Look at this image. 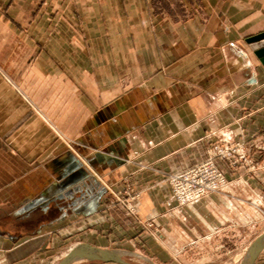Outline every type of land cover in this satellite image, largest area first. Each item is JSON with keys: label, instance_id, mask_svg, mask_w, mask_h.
I'll use <instances>...</instances> for the list:
<instances>
[{"label": "crops", "instance_id": "obj_1", "mask_svg": "<svg viewBox=\"0 0 264 264\" xmlns=\"http://www.w3.org/2000/svg\"><path fill=\"white\" fill-rule=\"evenodd\" d=\"M263 31L264 0H0V264L70 241L131 254L146 221L176 264L239 243L264 169L219 159L228 182L183 206L166 176L218 140L264 158Z\"/></svg>", "mask_w": 264, "mask_h": 264}, {"label": "rangeland", "instance_id": "obj_2", "mask_svg": "<svg viewBox=\"0 0 264 264\" xmlns=\"http://www.w3.org/2000/svg\"><path fill=\"white\" fill-rule=\"evenodd\" d=\"M220 141V140H218ZM216 142V141H215ZM214 142V143H215ZM213 143V144H214ZM244 152L247 155V160L245 161V165L249 169H251V173H255L257 171H261L264 169V158L261 157L260 161H254L252 157H249V153L246 148L243 149ZM262 154H264V143L262 142L260 144V147L258 149ZM261 154V156H262ZM224 160V159H221ZM228 163L227 160H224ZM218 166L226 172V170L219 165ZM229 164V163H228ZM229 166L231 168L236 169L237 165H234L232 167L230 164ZM245 185L247 182H244ZM260 184L264 187L263 182H260ZM248 186V185H247ZM261 195L258 194H245V202H246V208L244 213V223L240 225V227L237 229V232H239V235H241V239H239V243H236V239L227 240L226 244L223 245L222 252L220 251H198L197 255L202 257V255L205 256L207 259V264H239L240 260L242 259L243 255L245 254V251L249 244L252 242V240L257 237L260 233L264 231V188L260 189ZM118 196L121 200H125L126 196L121 195L118 193ZM115 199V196L113 197V200ZM117 203H122L121 201H118ZM147 222V221H146ZM149 228H145L147 232L152 235V238L154 236V240L152 241H144V244L136 243L130 248L131 254L124 255V259L127 261L136 263V264H146L149 262V260L158 262L159 264H176V243H170L166 238L160 239V233H159V227L156 229L157 226H149ZM230 233L236 234V229H231ZM170 234H172L173 230L169 229ZM155 240L158 241L155 242ZM244 241V243L241 245L240 241ZM73 241L63 243L53 254L52 259L48 262H45L44 264H57V262L62 258V256L67 252V250L72 246ZM205 246V245H204ZM213 248L216 246L219 247V245H211ZM210 246H207L209 248ZM203 248V247H202ZM242 248L245 249V251H242ZM220 249V248H219ZM210 250V248H209ZM242 253L239 255V253ZM241 256V258H240ZM221 258V259H220ZM239 258V259H238ZM222 260V261H221ZM83 263H89L87 260L79 261L74 264H83Z\"/></svg>", "mask_w": 264, "mask_h": 264}, {"label": "built area", "instance_id": "obj_3", "mask_svg": "<svg viewBox=\"0 0 264 264\" xmlns=\"http://www.w3.org/2000/svg\"><path fill=\"white\" fill-rule=\"evenodd\" d=\"M244 148L243 143L238 141H216L209 148V156L206 159L185 169L168 173L166 180L171 187L174 199L182 206L190 205L211 193L220 191L228 182V178L227 173L218 166L217 161L227 160L234 167L238 162L247 160ZM114 196L113 201H121L127 205L132 214L136 213L128 202L119 198L118 194L115 193ZM146 224L152 226L153 222L147 221Z\"/></svg>", "mask_w": 264, "mask_h": 264}, {"label": "water", "instance_id": "obj_4", "mask_svg": "<svg viewBox=\"0 0 264 264\" xmlns=\"http://www.w3.org/2000/svg\"><path fill=\"white\" fill-rule=\"evenodd\" d=\"M247 41L259 56L260 61L264 64V31L249 37ZM263 250L264 231L252 240L239 264H255ZM83 260L136 264L124 259L123 252L120 249L100 247L86 242L72 245L57 264H74ZM146 264L156 263L149 260Z\"/></svg>", "mask_w": 264, "mask_h": 264}]
</instances>
